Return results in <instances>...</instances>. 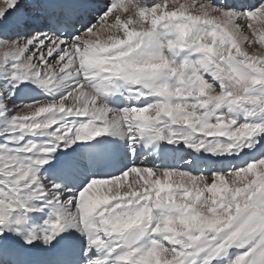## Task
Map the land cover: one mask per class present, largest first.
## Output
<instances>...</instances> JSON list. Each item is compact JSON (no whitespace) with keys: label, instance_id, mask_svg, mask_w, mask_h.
I'll list each match as a JSON object with an SVG mask.
<instances>
[{"label":"snow or ice","instance_id":"1","mask_svg":"<svg viewBox=\"0 0 264 264\" xmlns=\"http://www.w3.org/2000/svg\"><path fill=\"white\" fill-rule=\"evenodd\" d=\"M0 264H264V0H0Z\"/></svg>","mask_w":264,"mask_h":264}]
</instances>
